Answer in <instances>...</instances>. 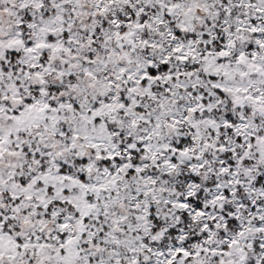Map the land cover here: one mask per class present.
Segmentation results:
<instances>
[{"label":"snow or ice","instance_id":"1","mask_svg":"<svg viewBox=\"0 0 264 264\" xmlns=\"http://www.w3.org/2000/svg\"><path fill=\"white\" fill-rule=\"evenodd\" d=\"M0 264H264V0H0Z\"/></svg>","mask_w":264,"mask_h":264}]
</instances>
